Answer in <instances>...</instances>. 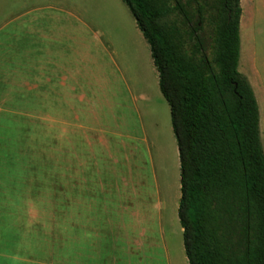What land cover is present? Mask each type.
<instances>
[{
  "label": "rangeland",
  "instance_id": "obj_1",
  "mask_svg": "<svg viewBox=\"0 0 264 264\" xmlns=\"http://www.w3.org/2000/svg\"><path fill=\"white\" fill-rule=\"evenodd\" d=\"M23 8L45 27L51 54L64 51L68 90L76 91L67 93L65 108L51 113L21 106L19 111L37 117L34 124L19 118V138H9L11 125H4L9 153L4 162L8 182L13 179L4 187V200L16 202L0 204V239L18 245L14 254L20 259L14 264H74L70 240L81 175L94 180L101 197H145L148 213L161 215L172 264H183L181 162L171 108L150 45L128 5L124 0H0V22ZM255 57L243 39L239 70L260 106L264 147V50ZM125 181L132 184L125 187Z\"/></svg>",
  "mask_w": 264,
  "mask_h": 264
},
{
  "label": "trees",
  "instance_id": "obj_2",
  "mask_svg": "<svg viewBox=\"0 0 264 264\" xmlns=\"http://www.w3.org/2000/svg\"><path fill=\"white\" fill-rule=\"evenodd\" d=\"M148 41L181 162L189 264H264L260 108L240 72V0H124Z\"/></svg>",
  "mask_w": 264,
  "mask_h": 264
},
{
  "label": "crops",
  "instance_id": "obj_3",
  "mask_svg": "<svg viewBox=\"0 0 264 264\" xmlns=\"http://www.w3.org/2000/svg\"><path fill=\"white\" fill-rule=\"evenodd\" d=\"M240 2L243 10L240 39L250 45L251 56L255 57L259 51L264 50V0ZM32 14L29 8H23L20 13L10 15L0 22L1 205H10L14 201L12 195L13 201L4 200V187L13 180L8 182L10 175L4 162L5 154H9L5 153L4 148V125H11L10 131H7L9 138H19V118L29 124L31 120L34 124L37 117L35 114L27 115L24 110L19 111L21 106L29 109L33 104V108L43 107L51 113L53 108H65L67 104H63V101L66 102L67 93L76 91L74 87L68 90L67 71L63 66L64 51L58 50L51 54L47 48L50 38L45 27L39 20L29 19ZM253 59L258 62L257 57ZM255 67L259 70L258 64ZM26 101L28 104L22 103ZM93 182L82 175L76 180L72 226L74 235L70 240L74 264H172L161 215L154 211L148 213L147 204L144 203L146 198H133L132 195L128 198L109 195L101 197L94 190L96 186ZM131 184L124 182L125 187ZM101 186L104 188L106 184L101 183ZM1 210L4 211L2 206ZM7 242L12 243L9 245ZM18 249L13 239L5 242L0 239V264H14L15 260L18 261L20 257L14 254ZM66 258L68 261L67 253ZM181 260L183 264H189L188 257Z\"/></svg>",
  "mask_w": 264,
  "mask_h": 264
}]
</instances>
